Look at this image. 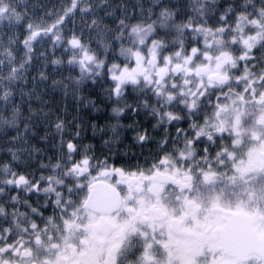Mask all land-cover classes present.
Listing matches in <instances>:
<instances>
[{
    "label": "snow or ice",
    "instance_id": "snow-or-ice-1",
    "mask_svg": "<svg viewBox=\"0 0 264 264\" xmlns=\"http://www.w3.org/2000/svg\"><path fill=\"white\" fill-rule=\"evenodd\" d=\"M58 48L78 76L46 71L65 63L49 56ZM105 75L123 105L115 116L154 121L159 139L146 128L133 137L155 145L142 162L117 167L75 142L80 125L65 140L66 121H50L41 86L75 96ZM40 122L59 134L46 162L28 144ZM8 128L17 134L0 164V264H264V0H0Z\"/></svg>",
    "mask_w": 264,
    "mask_h": 264
},
{
    "label": "rangeland",
    "instance_id": "rangeland-1",
    "mask_svg": "<svg viewBox=\"0 0 264 264\" xmlns=\"http://www.w3.org/2000/svg\"><path fill=\"white\" fill-rule=\"evenodd\" d=\"M223 5L224 0H219ZM77 23H79V17H77ZM71 24H69V29ZM49 47V46H47ZM46 47V48H47ZM95 47V46H94ZM59 51V55L57 52ZM71 53H65L63 48H58L54 56L49 52L50 58H60L65 63L59 66L60 75L53 77V79L67 78L69 76L75 77L79 75L78 69L69 71L67 60ZM58 56V57H57ZM67 57V58H65ZM52 70L53 66L48 65ZM57 72V71H56ZM54 72V73H56ZM50 85L51 80L47 81ZM111 88V82L107 76L103 79L97 78L95 84L91 80H86L80 86V90L74 96L69 93L64 95L63 90H50L44 89L41 86V91H47V95L44 99L47 101L46 110L51 112L50 121L54 125L56 117L59 116L66 121V129L64 133L65 140L75 136L77 131V125H80V136L76 138L75 142L83 147L84 145H90L95 155L101 159L104 156H109L112 159L110 163H115L117 167H120L126 161L131 164L137 162V158L142 162L148 153L154 150L155 145L152 143L145 144L141 147L137 144L133 137L137 130H143L146 128L151 136L159 139L157 132L152 128V123L149 122V118L144 115L143 112L139 116H133L131 112H126L123 115L117 117L113 114L112 109L118 105L114 98H109L107 91ZM131 89L128 90L129 103H131ZM15 102L21 103V98L17 94L14 98ZM33 108L36 107L35 100L32 101ZM22 111L24 117L28 115V103H22ZM134 121H138V126L129 128ZM119 124L118 128L119 143H113L111 150L105 146V141L112 142L114 134L112 132L113 125ZM95 125V129L93 126ZM21 130H23V123H20ZM32 132L35 135L29 134L28 144L38 149H41L42 157L52 156L56 153L59 144V134L55 132L54 127H49L47 123L40 122L33 129ZM14 129H0V164L6 163L11 160V156L8 153V149L13 147L12 138L16 136ZM48 136V140L45 141L42 138ZM21 145H17L19 147ZM27 146V145H23ZM127 153V157L123 154ZM79 157L77 156V159ZM33 167H38V161H31ZM18 171H31V168L21 166ZM35 200V197H33ZM50 211V210H49ZM49 213L46 212L45 215Z\"/></svg>",
    "mask_w": 264,
    "mask_h": 264
},
{
    "label": "trees",
    "instance_id": "trees-1",
    "mask_svg": "<svg viewBox=\"0 0 264 264\" xmlns=\"http://www.w3.org/2000/svg\"><path fill=\"white\" fill-rule=\"evenodd\" d=\"M65 0H30V4L31 5H36L37 8H39L40 5H46L49 8L55 6V7H59L61 3H64ZM130 2H134V0H130ZM173 3H176L177 0H172ZM37 15H41V13L39 11H37ZM23 37L21 36V39ZM49 45H45V47H47ZM95 46V44H93V47ZM57 51V50H56ZM55 51V52H56ZM59 51L57 52V55H59ZM58 57V56H57ZM67 58V57H65ZM37 68H39V65H36L32 70H31V75H36L37 74ZM46 71L51 75V77L53 78L54 75L58 76L60 75L61 71H57L56 73H54V71L48 66V68L46 69ZM28 87H31V84L28 85Z\"/></svg>",
    "mask_w": 264,
    "mask_h": 264
}]
</instances>
